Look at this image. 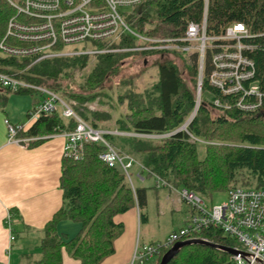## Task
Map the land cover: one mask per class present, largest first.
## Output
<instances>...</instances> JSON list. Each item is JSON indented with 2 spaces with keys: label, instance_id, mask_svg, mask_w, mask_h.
Listing matches in <instances>:
<instances>
[{
  "label": "trees",
  "instance_id": "obj_1",
  "mask_svg": "<svg viewBox=\"0 0 264 264\" xmlns=\"http://www.w3.org/2000/svg\"><path fill=\"white\" fill-rule=\"evenodd\" d=\"M202 10L203 0H144L131 9L126 21L134 31L145 36H180L189 22L201 20ZM14 13L6 0H0V40ZM235 22L243 23L250 34L244 41L251 48L244 53L254 62L253 82L263 94L260 108L243 111L235 105L237 95H220L206 77L207 55L202 97L187 126V131L202 142H192L190 135L182 130L158 139L119 134L105 136L117 149L142 165L148 176L156 174L171 185L185 187L204 199H209L215 190L264 187V0H208L207 33L217 34ZM137 44L134 37L122 34L118 38L94 42L93 47L122 49ZM55 48L63 50L60 43ZM152 53L119 50L64 54L37 62L31 57L0 55V71L75 100L78 104L75 109L80 115L92 126L105 129H112V126H103L100 122L111 120L112 114L108 111L80 112L79 107L98 98V103L113 110L115 103L109 102V92L117 87L120 89L117 103L124 108V114L115 120V130L150 134L172 132L186 121L195 106L196 54L160 53L154 61L156 82L136 92L134 80L137 76L126 73L125 59L140 57L146 65ZM170 56L178 59L183 68L179 69ZM32 91L23 88L15 92ZM213 98L228 107L215 106ZM73 127V120L65 123L59 113H53L41 115L29 129L19 130L18 134L38 137L29 142L30 145ZM101 150L98 143H85L81 158L68 155L61 158L59 186L63 205L43 227L40 255L34 264H62L63 251L81 264H99L113 252L114 240L122 230V224L115 222L114 216L137 206L140 218H145L142 210L147 204V188L135 186L133 191L124 174L98 158ZM62 218L80 225L72 237H64L57 231V223ZM196 236L220 245L235 246V242L223 236L215 226L201 230ZM165 251L153 264L159 263ZM228 258L229 254L223 250L193 244L184 246L167 264H227Z\"/></svg>",
  "mask_w": 264,
  "mask_h": 264
},
{
  "label": "built area",
  "instance_id": "obj_2",
  "mask_svg": "<svg viewBox=\"0 0 264 264\" xmlns=\"http://www.w3.org/2000/svg\"><path fill=\"white\" fill-rule=\"evenodd\" d=\"M14 9L0 40V55L3 57H31L33 62L45 58L64 55L55 48L57 43L81 45L103 41L129 34L138 44L131 48L98 49L93 46L83 53L133 50L153 51L149 57L160 53L194 52L197 64L195 106L186 121L176 130L165 133H134L135 136L152 139L165 138L176 131H185L192 142H202L187 131L202 97V79L205 76L207 55L209 69L208 83L222 96L237 95L236 107L243 111H255L262 104V92L253 82L255 66L244 52L251 45L244 40L250 37L243 23L235 22L217 34L206 32L208 0H203L202 18L199 22H189L180 36H145L134 31L123 17L122 8H133L144 0H6ZM0 86L11 91L27 88L37 91L41 98L27 112V120L12 124L5 120L9 141L27 145L38 137L17 138L18 131H26L41 116L59 113L63 119L73 120L74 127L63 132L65 143L63 155L74 159L82 157L85 143H98L102 150L98 158L107 166L119 170L126 177L132 190L135 189L133 175L138 179L148 172L131 155L120 151L106 139L107 134H120L102 127L92 126L75 109L73 100L42 86H36L0 71ZM217 107H222L218 99H212ZM224 107H228L225 105ZM29 127V128H30ZM28 128V129H29ZM129 134V133H127ZM134 172V174H133ZM156 188L165 187L175 192L179 202L188 207L184 223L171 230L161 240L139 244L134 249L128 264H146L156 259L163 250L175 242L196 236L210 226L219 228L223 236L235 242L236 253L229 254L227 264H264V187H234L227 191L223 204H208L207 201L185 187H175L151 173ZM11 240L14 238L10 237Z\"/></svg>",
  "mask_w": 264,
  "mask_h": 264
},
{
  "label": "crops",
  "instance_id": "obj_3",
  "mask_svg": "<svg viewBox=\"0 0 264 264\" xmlns=\"http://www.w3.org/2000/svg\"><path fill=\"white\" fill-rule=\"evenodd\" d=\"M1 89L3 87H0V100L4 105L0 104V264H34L40 255L39 244L43 237V227L63 205L59 177L65 143L64 131L45 136L36 144L24 145L22 142L9 141L5 120L12 124L25 122L28 118L27 112L39 102L41 96L38 95L36 100L25 105L23 110H8L7 96ZM63 121L67 122L66 119ZM119 135L131 134L123 132ZM26 137L17 134V138ZM141 174V183L149 180L144 172ZM166 190V195L156 191L155 196L160 194V197L155 198L150 208V216L156 218L164 214L166 208L172 210L182 206L183 203L175 195L172 196L169 189ZM187 212L186 208L178 227L184 223ZM147 213L148 210L145 218L141 219L140 209L136 206L114 216V221L122 224V230L114 240L113 252L99 264H128L137 243L145 244L164 238L148 236L145 239L141 236V222L147 226L150 220ZM69 221L72 223H68ZM73 224L78 223L62 218L57 223V231L64 237H72L80 227L78 224L79 227L75 229ZM11 236L14 237L12 240ZM155 260L151 259L146 264H153ZM62 264L81 262L63 251Z\"/></svg>",
  "mask_w": 264,
  "mask_h": 264
},
{
  "label": "rangeland",
  "instance_id": "obj_4",
  "mask_svg": "<svg viewBox=\"0 0 264 264\" xmlns=\"http://www.w3.org/2000/svg\"><path fill=\"white\" fill-rule=\"evenodd\" d=\"M123 13V17L126 20V15L131 11V8H122L120 9ZM104 41V40H103ZM61 44V43H60ZM94 42H88L81 45H66L61 44L63 46L64 54L66 55H74V54H82L83 51L93 46ZM65 49V50H64ZM157 56L149 57L148 62L146 65L142 64V60L140 57L136 58H127L125 59L126 66V73L127 74H133L136 75V79L134 80V91L136 92H142L143 90L150 88L157 80V65L154 64V61L156 60ZM173 58L175 63L177 64L179 69H182V65L180 61L174 57ZM186 74L182 73V76L186 78ZM117 81V78L115 79ZM1 91L4 93L5 96H7V103H6V109L8 110H23L25 105H28L29 102L34 101L37 99V96L40 95L37 91H32L31 93L27 94H18L13 91L6 90L5 88L1 89ZM120 92L119 88H114L113 91L109 92L110 99L109 102L115 103L113 110H110L108 105L101 104L97 102V99L92 102L84 103L81 107H79L80 112H86L88 111H108V113L112 114L111 120L100 122V125L103 126H112V131H115L114 125L115 120L119 117H121L124 114V108L117 103V96ZM204 96L207 94L204 93ZM73 100V99H70ZM75 103V107L78 106L77 102L73 100ZM0 104L4 105V103L0 100ZM133 135L134 133H129ZM134 174V172H133ZM144 175L146 176V180L144 183L139 181V178L137 179L133 175V181L135 183V186H142L147 188V204L146 207L143 209V213L146 215V212L148 210V215L150 216V208H152L155 198L158 196L160 197V194L164 192L166 193L167 188H156L154 185V179L153 177H148L147 173L144 172ZM158 189V190H157ZM156 191L160 193L159 195L155 196ZM172 196L175 195L174 191H170ZM166 195V194H165ZM164 195V196H165ZM208 204H223L227 200V191L226 190H215L212 192V195L209 199H205ZM149 202V203H148ZM154 208V207H153ZM179 208V207H178ZM177 207L172 208H166L164 214L157 216L154 218V216H150L149 223L147 226H145L144 222H141V229L140 233L143 238H148V236L151 237H166L168 233L171 230L179 228L181 222V216H183V211L185 212V209L188 207L185 204H182V206L178 209ZM72 223V222H68ZM75 229L79 227L78 224H73Z\"/></svg>",
  "mask_w": 264,
  "mask_h": 264
},
{
  "label": "water",
  "instance_id": "obj_5",
  "mask_svg": "<svg viewBox=\"0 0 264 264\" xmlns=\"http://www.w3.org/2000/svg\"><path fill=\"white\" fill-rule=\"evenodd\" d=\"M200 244L210 247H214L223 250L229 254L236 253L235 249L229 246L220 245L209 240L201 238H188L175 242L169 249H167L161 256L158 264H167L184 246Z\"/></svg>",
  "mask_w": 264,
  "mask_h": 264
},
{
  "label": "bare ground",
  "instance_id": "obj_6",
  "mask_svg": "<svg viewBox=\"0 0 264 264\" xmlns=\"http://www.w3.org/2000/svg\"><path fill=\"white\" fill-rule=\"evenodd\" d=\"M210 241V240H209Z\"/></svg>",
  "mask_w": 264,
  "mask_h": 264
}]
</instances>
